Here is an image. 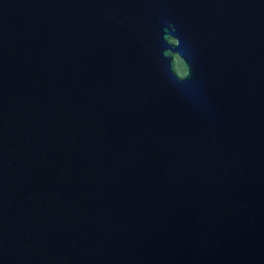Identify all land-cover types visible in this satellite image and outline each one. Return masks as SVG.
<instances>
[{"label":"water","instance_id":"obj_1","mask_svg":"<svg viewBox=\"0 0 264 264\" xmlns=\"http://www.w3.org/2000/svg\"><path fill=\"white\" fill-rule=\"evenodd\" d=\"M0 264H264V0H0Z\"/></svg>","mask_w":264,"mask_h":264},{"label":"clouds","instance_id":"obj_2","mask_svg":"<svg viewBox=\"0 0 264 264\" xmlns=\"http://www.w3.org/2000/svg\"><path fill=\"white\" fill-rule=\"evenodd\" d=\"M161 31V40L164 43L159 53L161 71L194 106L203 107L204 100L200 85L193 78V57L177 25L171 19L164 17Z\"/></svg>","mask_w":264,"mask_h":264}]
</instances>
